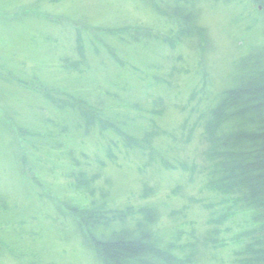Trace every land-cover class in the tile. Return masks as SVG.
Segmentation results:
<instances>
[{
    "label": "rangeland",
    "instance_id": "1",
    "mask_svg": "<svg viewBox=\"0 0 264 264\" xmlns=\"http://www.w3.org/2000/svg\"><path fill=\"white\" fill-rule=\"evenodd\" d=\"M157 2L0 0V264H102L75 208L128 224L155 209L151 229L166 241L182 229L185 243L191 228L221 240L218 260L208 253L195 264L243 258L258 220L222 214L205 126L246 83L239 60L264 57V0H194L182 4L185 21L170 11L176 0ZM105 28L154 36L151 58L125 59L143 78L144 65H157L158 86L122 78L104 54L122 44ZM60 97L88 113L48 106ZM18 153L26 162L15 165Z\"/></svg>",
    "mask_w": 264,
    "mask_h": 264
},
{
    "label": "trees",
    "instance_id": "2",
    "mask_svg": "<svg viewBox=\"0 0 264 264\" xmlns=\"http://www.w3.org/2000/svg\"><path fill=\"white\" fill-rule=\"evenodd\" d=\"M157 1L163 0H153L154 5H159ZM149 2L152 3V0ZM192 2L194 0H176L175 7L170 11L183 21L186 18L189 20L190 16H181L180 11L183 10V3L192 4ZM170 11L165 13L168 14ZM105 30H109L105 32L116 35L117 41L122 44L120 47L112 45L107 53H104L118 65V69L121 67L122 70L127 71V74L119 71L122 78H126L128 82L131 80H128V76L133 77V80L142 84L146 92L151 89L154 81L155 84L157 81L158 86L160 82L158 77L150 73L152 69L158 67L157 65L153 63L144 65L147 71H144L145 77L143 78L138 77L135 67H133L134 71L130 70L132 67H127L125 59L128 57V63L131 65L130 62L134 61L138 53L141 57L146 56L148 44L152 42L154 36L143 31L135 32L130 28L121 30L105 28ZM102 34L104 35L103 32ZM169 41L171 43L173 40H167V43ZM79 48H83L80 38ZM257 55L244 56L239 60V64L244 67L243 71L241 67L240 78L247 76L246 83L242 82L240 87L227 93V98L219 105V108L212 111L216 117V124L208 120L205 126L206 137L212 143L207 153V159L212 161V167L209 165L214 174L212 184L226 198L222 200V214L227 217L233 211L239 214L241 211L248 210L249 215L253 214L258 220L256 222L258 224L257 233L253 236L250 234L249 241L242 249L245 252L239 253V257L240 255L243 258L246 256V259L242 258L236 264H264V60H260L264 57H256ZM108 58L106 57L107 60ZM76 68L81 67L77 65ZM133 85L132 83L128 85L129 91L132 90ZM80 101L67 103V100L60 97L54 101L55 105L50 103L48 106L62 112L73 113L78 110L79 114L75 113V115L80 116L82 109L88 113L86 106L83 105L85 102ZM90 116L92 114L86 115L88 118ZM66 126H61L65 132L68 129ZM57 127L60 129L59 126ZM18 132L21 133L19 129ZM17 142L14 144H19ZM20 161L24 163L26 158L18 153L14 157V164L17 165ZM82 211V209L75 208L72 213L73 216L80 218H78L79 225L88 229L87 240L102 264H195L197 256H209L208 253L214 260H218L211 250L221 240L210 244L211 241L207 240L206 234L196 233L194 228L190 229V233H185L187 241L181 244L179 242L182 241L184 235L182 229H177L172 233L171 240L168 241L153 233L151 228L154 229L153 224L157 217L155 209H145L143 216L139 217L134 224H128L131 218L125 219L122 216L113 215L114 217L111 216L104 221L89 218ZM123 212V216L130 213L128 210ZM116 217L119 218L117 221L112 219ZM216 232L218 234L219 231ZM166 244L169 245L166 246Z\"/></svg>",
    "mask_w": 264,
    "mask_h": 264
}]
</instances>
